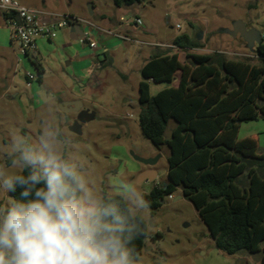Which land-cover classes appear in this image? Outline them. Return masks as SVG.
I'll return each mask as SVG.
<instances>
[{
  "label": "rangeland",
  "instance_id": "1",
  "mask_svg": "<svg viewBox=\"0 0 264 264\" xmlns=\"http://www.w3.org/2000/svg\"><path fill=\"white\" fill-rule=\"evenodd\" d=\"M24 1L28 7L42 6L45 2L57 12L70 9L74 14L84 16L94 3L97 11L107 19L95 15L90 20L103 27H116L121 17L127 25L133 24L139 17L141 24L136 30L139 40L154 44L138 49L128 63V45L113 36L118 46L111 51L110 61L96 64L89 73L87 70L79 72L77 67L73 70L67 66L71 56L78 53L79 43L63 37L64 32L60 30L52 43L44 39L37 42L38 59L46 67L45 86L35 84L33 89H29L22 84L21 101L10 96L0 100V148L13 132L35 135L40 130L41 118H50L73 138L76 154L105 191L119 179L140 178L149 171L155 172L156 177L142 185L145 195L155 185H164L169 180V149H159L143 134L139 125L141 69L155 50L172 48L177 36L186 34L196 38L202 33V39H198L201 47L187 51L173 48V53H177L182 62L187 54L214 53H222L227 59L259 62L254 51L259 45L250 50L241 35L235 38L225 31L233 30L234 22L242 20L248 29L257 28L264 37V0H145L141 4L121 8L114 4V0ZM13 43L21 54L18 43ZM11 51L10 32L4 26L0 28V79L8 77L10 80L14 74L8 58ZM21 58L26 59L22 55ZM26 62L28 68L38 75L36 68L28 60ZM84 75L86 78L80 81ZM180 76L178 72L173 83L151 82V94L177 86ZM5 83L4 79L0 80V87ZM75 95L80 97L76 100L83 103V110L95 114V119L82 124L81 135L70 130L77 114L60 110L61 101H75L72 100ZM58 110L65 114L63 121H57ZM175 126L174 121L169 123L166 138L171 137ZM246 138H255L259 153H264L263 119L242 123L239 140ZM136 156L156 160V163L146 165ZM150 217L142 252L148 264H256L260 259V254L228 256L222 253L194 205L182 196V192H177L172 198L167 197L155 215L150 209ZM238 256H248L249 259L237 260Z\"/></svg>",
  "mask_w": 264,
  "mask_h": 264
},
{
  "label": "trees",
  "instance_id": "2",
  "mask_svg": "<svg viewBox=\"0 0 264 264\" xmlns=\"http://www.w3.org/2000/svg\"><path fill=\"white\" fill-rule=\"evenodd\" d=\"M144 1L114 4L121 8ZM174 46L187 51L201 42L185 34L174 39ZM254 51L257 64L222 53L187 54L182 62L173 48L155 52L141 69L139 125L154 145L169 149L168 182L145 195L152 214L167 197L182 192L222 253L260 254L264 264V153L255 138L239 140L242 123L264 120V39ZM28 59L41 85L44 68ZM178 72V86L151 94V82L173 83ZM171 121L176 126L166 138ZM10 195L18 196L19 190ZM147 237L137 241L141 252Z\"/></svg>",
  "mask_w": 264,
  "mask_h": 264
},
{
  "label": "clouds",
  "instance_id": "3",
  "mask_svg": "<svg viewBox=\"0 0 264 264\" xmlns=\"http://www.w3.org/2000/svg\"><path fill=\"white\" fill-rule=\"evenodd\" d=\"M73 144L42 117L37 134L13 132L0 148V264H148L137 247L151 220L145 181L105 191Z\"/></svg>",
  "mask_w": 264,
  "mask_h": 264
},
{
  "label": "crops",
  "instance_id": "4",
  "mask_svg": "<svg viewBox=\"0 0 264 264\" xmlns=\"http://www.w3.org/2000/svg\"><path fill=\"white\" fill-rule=\"evenodd\" d=\"M15 1L18 2L21 6L42 12L43 13L41 16L42 20L46 23H49V24L54 23L56 21V16H60V15H72V16H75L78 18L88 19L89 21H91L90 18H93L95 15L99 16L101 19H104V20L107 19L106 15L97 11V7L94 5V3H92L93 6L91 7L93 14L91 15L89 12V13H87L86 16H84L82 14L81 15L74 14L70 9H63L62 12L61 11L57 12V10L55 8H53L52 6H48L47 4H45V2H43L42 6L36 7L34 5L35 7H28L25 5L26 2L24 0H15ZM1 18L3 19V22L0 23V28H3L4 26H6L8 28L4 12L0 9V19ZM137 18L140 19L139 17H137ZM122 19H124V18L121 17L117 26L116 27L114 26V28L113 27L111 28V27L99 26V25L94 24V22L91 21L95 25V28L85 26V25H75L73 27L62 29L61 31L64 32L63 37L69 39L70 41H72L74 43H79V45L77 44L79 51L77 54H74L71 56L70 62L67 64L68 68H72L74 70L75 67H77V69H76L77 71L81 72L83 70H87V72L89 73V69L94 67L96 64L99 65L101 62L105 63V62L110 61L111 51L114 48H116L118 45L116 44L114 38H112L113 36H109V35L105 34L104 32L101 31V29L113 30V31H116L122 35L129 37L132 40L133 39L139 40V35L136 31L137 28L139 27V25L135 21L133 24L130 23L129 25H127L126 23L122 22ZM125 22H126V20H125ZM9 32H10V29H9ZM86 33L90 35L91 40L97 42V44H98L97 48L91 49L89 46V43L81 44L79 42L80 39H82ZM10 41H11V45H12V51L9 54L8 58L10 60L14 74L10 78V80L8 77L6 79L4 77H1L0 80L4 79L6 83L0 87V100H3V99H5V97L10 96L14 99H18L19 101H21V97H22V93H21L22 91L21 90L23 88L22 84L26 85V87H28L29 89H33L35 84H37V83L32 84V86H28L26 78H25V73L26 72H32L28 68L29 66H28V63L26 62L27 60L29 61V59L27 57H25L26 59L24 60V58H21V54H18V51L14 47V43L11 40V33H10ZM53 41H48V42L52 43ZM123 41H124V43H126L128 45L127 58H128V63H130V61L133 59L134 53H136V51L138 50L137 44L132 42V41H129V40H123ZM160 50L161 49H157V50H155V52L160 51ZM39 54H40V51H39L38 55ZM38 55H37L35 61L37 63L41 64L42 67L44 68V75L42 77V84L41 85L37 84V85L40 87H43V86H45L44 76L46 74V67L39 61ZM2 59L4 62L5 59L3 56H2ZM29 63H30V61H29ZM18 77H20V78H18ZM59 77L60 76L57 75L58 79H59ZM85 78L86 77L84 75V77L83 78L80 77L79 80L83 81ZM52 92H54V90H52ZM74 98L75 99H72V100L79 99L80 97L75 95ZM62 102H65V101H61V103ZM236 259L242 260V261L243 260L248 261L249 257L248 256H238V257H236ZM256 264H260V259H258L256 261Z\"/></svg>",
  "mask_w": 264,
  "mask_h": 264
},
{
  "label": "built area",
  "instance_id": "5",
  "mask_svg": "<svg viewBox=\"0 0 264 264\" xmlns=\"http://www.w3.org/2000/svg\"><path fill=\"white\" fill-rule=\"evenodd\" d=\"M0 9L4 14L10 15L6 18V23L11 33V40L17 42L20 47V53L22 56L35 60L38 53V40L45 39L47 41H53L57 38V32L59 30L73 27L75 25H85L95 28V25L88 19L78 18L72 15H60L56 16V21L52 24L46 23L42 20V12L32 10L21 6L15 0H0ZM123 20V19H122ZM135 22L140 25L141 20L135 19ZM181 29V27H178ZM102 32L109 36H116L122 40H129L137 44V48L141 49L146 45H154L142 40L130 39L129 37L122 35L113 30H104ZM81 44L89 43L91 49L98 47L96 41L90 39L89 34L79 41ZM172 48H176L173 46ZM25 78L28 86L37 82L38 75L32 72H26ZM173 196H170L172 198Z\"/></svg>",
  "mask_w": 264,
  "mask_h": 264
},
{
  "label": "water",
  "instance_id": "6",
  "mask_svg": "<svg viewBox=\"0 0 264 264\" xmlns=\"http://www.w3.org/2000/svg\"><path fill=\"white\" fill-rule=\"evenodd\" d=\"M90 14H93L92 8L90 9ZM225 32L235 38L238 35H241L250 50H253L256 45H260L264 39L260 30H258L257 28L248 29L247 25L242 20L235 21L233 25V30H226ZM202 37V33L197 36L199 40H201ZM60 110L65 113L72 112L77 114V118L74 123L70 126V130L79 135L82 134V124H85L95 119L94 113H90L86 110H83V103L80 100L62 102L60 104ZM135 158L146 165H154L156 163V160L143 159L138 156H136ZM155 177L156 173L153 171H149L143 173L140 176V179L143 181H153Z\"/></svg>",
  "mask_w": 264,
  "mask_h": 264
}]
</instances>
